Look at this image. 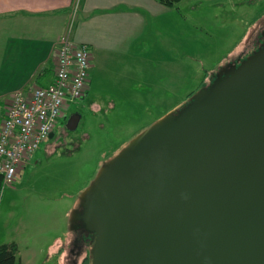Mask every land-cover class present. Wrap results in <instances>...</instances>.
I'll return each mask as SVG.
<instances>
[{"label": "water", "instance_id": "95a60500", "mask_svg": "<svg viewBox=\"0 0 264 264\" xmlns=\"http://www.w3.org/2000/svg\"><path fill=\"white\" fill-rule=\"evenodd\" d=\"M98 168L69 213L89 264H264V31ZM228 66V67H227ZM80 115L66 124L74 131ZM52 135H49L51 138Z\"/></svg>", "mask_w": 264, "mask_h": 264}, {"label": "rangeland", "instance_id": "374dc122", "mask_svg": "<svg viewBox=\"0 0 264 264\" xmlns=\"http://www.w3.org/2000/svg\"><path fill=\"white\" fill-rule=\"evenodd\" d=\"M175 6V52L169 56H176V61L166 72L173 80L170 92L164 81L167 76H161L152 89L145 78L96 65L85 96L68 103L54 125L56 136L44 139L11 185L0 191V244L16 242L22 264H60L59 257L61 264H71L68 216L99 166L210 83L213 71L234 51L242 47L246 53L261 39L264 0H180ZM40 25L50 32L59 29L56 21L42 20ZM249 32L245 44L243 37ZM70 40L74 41L72 35ZM72 113L80 115V121L64 142L57 143L59 128ZM57 238L65 239V251L59 248L54 254Z\"/></svg>", "mask_w": 264, "mask_h": 264}, {"label": "crops", "instance_id": "0c3cea01", "mask_svg": "<svg viewBox=\"0 0 264 264\" xmlns=\"http://www.w3.org/2000/svg\"><path fill=\"white\" fill-rule=\"evenodd\" d=\"M176 8L156 0H0V126L14 92H27L53 81L54 54L66 31L75 42L89 48L88 88L96 65H111L117 71L122 69L119 72L147 79L152 89L161 76H167L164 81L170 92L173 80L166 72L176 61V56H169L175 52ZM42 20L59 22V29L50 32L51 28L40 25ZM249 36L250 32L243 37L245 44ZM64 240L56 239L54 254L59 248L65 251ZM10 242L14 241L2 244Z\"/></svg>", "mask_w": 264, "mask_h": 264}, {"label": "built area", "instance_id": "2783aa9c", "mask_svg": "<svg viewBox=\"0 0 264 264\" xmlns=\"http://www.w3.org/2000/svg\"><path fill=\"white\" fill-rule=\"evenodd\" d=\"M53 81L44 87L14 92L0 126V191L10 186L17 171L28 164L53 132L68 103L88 91L90 51L66 34L55 54Z\"/></svg>", "mask_w": 264, "mask_h": 264}, {"label": "flooded vegetation", "instance_id": "af4514ba", "mask_svg": "<svg viewBox=\"0 0 264 264\" xmlns=\"http://www.w3.org/2000/svg\"><path fill=\"white\" fill-rule=\"evenodd\" d=\"M262 31H264V29ZM260 40L261 39L259 38L258 41H255L256 44L254 45V47L251 48L250 51L247 50V52L245 53V50H244L243 52L238 53L234 57H231V58L227 59L225 63H227L228 66H230V64H237L238 62H240L241 60L244 59V57H243L244 55L246 56L247 53H251L254 49L257 48V44H258V42ZM222 65H220V66H222ZM220 66H218L213 71V73L211 75V77H212L211 82L214 80V78L216 77V74L219 72ZM210 83L209 82L206 83L204 85V87L208 86ZM72 115H74V113H72L69 116L65 117V118H67V121ZM67 121H66V124H67ZM66 124H65V126H63V128H59V133H58V136H57V139H56L57 143H58V141L59 142L60 141L64 142L67 139L68 135H69L70 131L67 130ZM51 135H52V137H51V139H52V138H54L56 136V132L53 130ZM75 209L78 212H81V209L78 208L77 206L75 207ZM69 229L70 230H68L67 234L69 233L71 235V238H70V242H69V248L67 247V249H68V253H69L68 257L69 258L71 257V264H89V262H88V249H86V248H87L88 244L90 243L91 234H89L84 229L81 221L78 220V219H75L72 222L71 227Z\"/></svg>", "mask_w": 264, "mask_h": 264}, {"label": "trees", "instance_id": "16d2710c", "mask_svg": "<svg viewBox=\"0 0 264 264\" xmlns=\"http://www.w3.org/2000/svg\"><path fill=\"white\" fill-rule=\"evenodd\" d=\"M160 4L171 7L180 0H156ZM1 185V181H0ZM0 264H21L18 258V247L14 242L4 243L0 245Z\"/></svg>", "mask_w": 264, "mask_h": 264}]
</instances>
